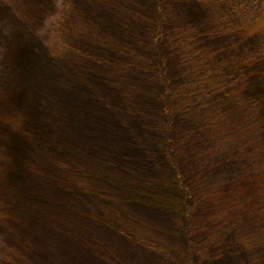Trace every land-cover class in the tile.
<instances>
[{
    "label": "rangeland",
    "instance_id": "obj_1",
    "mask_svg": "<svg viewBox=\"0 0 264 264\" xmlns=\"http://www.w3.org/2000/svg\"><path fill=\"white\" fill-rule=\"evenodd\" d=\"M262 15L0 0V264H264Z\"/></svg>",
    "mask_w": 264,
    "mask_h": 264
},
{
    "label": "trees",
    "instance_id": "obj_2",
    "mask_svg": "<svg viewBox=\"0 0 264 264\" xmlns=\"http://www.w3.org/2000/svg\"><path fill=\"white\" fill-rule=\"evenodd\" d=\"M226 20L221 18L219 21V25L216 31L221 32V31H226L229 29H226L227 26H225ZM230 32L242 34V35H251V34H262L264 35V15L257 17L253 22H249L245 25H240L238 27H233L229 30ZM185 44V43H183ZM264 56V49L261 50L257 56ZM245 62H250L254 57H250L248 54H244ZM258 58V57H257ZM212 72V71H211ZM213 73V72H212ZM206 77L199 78V81L204 82ZM192 86V83L189 84ZM185 89V86H182L179 88L178 93L183 92ZM174 93V92H173ZM177 96V93H170V96ZM261 219L258 223L259 225L256 227L254 226V229L249 232L247 235H243L241 238V242L245 244L247 247L250 248H257V247H264V212L261 213ZM256 227V228H255Z\"/></svg>",
    "mask_w": 264,
    "mask_h": 264
}]
</instances>
